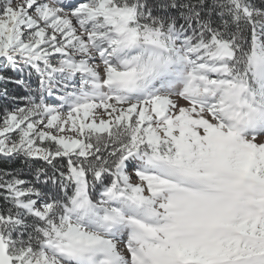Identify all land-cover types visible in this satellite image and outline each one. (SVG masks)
<instances>
[{
  "label": "snow or ice",
  "instance_id": "obj_1",
  "mask_svg": "<svg viewBox=\"0 0 264 264\" xmlns=\"http://www.w3.org/2000/svg\"><path fill=\"white\" fill-rule=\"evenodd\" d=\"M0 63V264H264V3L0 0Z\"/></svg>",
  "mask_w": 264,
  "mask_h": 264
},
{
  "label": "rangeland",
  "instance_id": "obj_2",
  "mask_svg": "<svg viewBox=\"0 0 264 264\" xmlns=\"http://www.w3.org/2000/svg\"><path fill=\"white\" fill-rule=\"evenodd\" d=\"M11 71L13 70L6 68L2 63H0V73L10 76L13 79L23 78V74L18 75L15 71V74H13ZM30 82L33 83V86H35L34 80H31ZM7 85L5 83H0V109L14 107L16 104L22 103L23 101L21 100V97H23L26 93V89L21 85L14 83H8ZM5 88L8 91L7 97L2 94Z\"/></svg>",
  "mask_w": 264,
  "mask_h": 264
},
{
  "label": "trees",
  "instance_id": "obj_3",
  "mask_svg": "<svg viewBox=\"0 0 264 264\" xmlns=\"http://www.w3.org/2000/svg\"><path fill=\"white\" fill-rule=\"evenodd\" d=\"M157 2H159V0H149V3H157ZM253 2L257 6H260L261 3H264V0H253ZM209 3H211V0H209ZM11 72L15 74L14 71H11ZM32 80L35 81V77H33ZM0 170H9V171L23 170V173L25 176L29 175L27 167H25L23 161L19 158L13 159V158L5 157V156H0Z\"/></svg>",
  "mask_w": 264,
  "mask_h": 264
}]
</instances>
